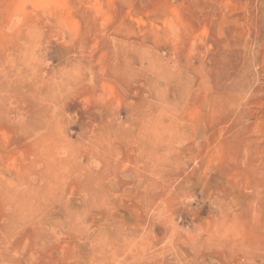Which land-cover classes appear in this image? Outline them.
<instances>
[{"label": "rangeland", "instance_id": "1", "mask_svg": "<svg viewBox=\"0 0 264 264\" xmlns=\"http://www.w3.org/2000/svg\"><path fill=\"white\" fill-rule=\"evenodd\" d=\"M0 264H264V0H0Z\"/></svg>", "mask_w": 264, "mask_h": 264}]
</instances>
